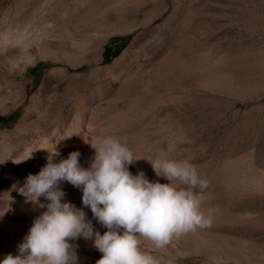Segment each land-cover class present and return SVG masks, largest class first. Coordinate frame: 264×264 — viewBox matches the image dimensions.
Masks as SVG:
<instances>
[{
    "label": "rangeland",
    "instance_id": "rangeland-1",
    "mask_svg": "<svg viewBox=\"0 0 264 264\" xmlns=\"http://www.w3.org/2000/svg\"><path fill=\"white\" fill-rule=\"evenodd\" d=\"M0 133L13 149L0 171L73 151L87 169L106 136L150 182L169 183L148 160H188L209 180L211 226L141 250L158 264H264V0H0ZM59 186L107 231L82 189ZM9 235L17 248L26 236Z\"/></svg>",
    "mask_w": 264,
    "mask_h": 264
},
{
    "label": "clouds",
    "instance_id": "clouds-1",
    "mask_svg": "<svg viewBox=\"0 0 264 264\" xmlns=\"http://www.w3.org/2000/svg\"><path fill=\"white\" fill-rule=\"evenodd\" d=\"M91 147L94 156L87 169L79 162L81 153L73 151L59 162L49 159L37 174L26 177L17 191L46 210L18 245L19 254H8L0 264H77L76 248L69 243L77 238L92 240L102 253L96 264H158L141 250V239L159 249L173 237L211 226L214 209L205 207L211 199L205 194L209 180L190 161L148 160L156 176L169 181L162 184L150 182L142 171L132 175L128 167L139 159L125 139L106 136ZM63 181L82 189L83 205L107 229L102 235L82 209L62 202Z\"/></svg>",
    "mask_w": 264,
    "mask_h": 264
},
{
    "label": "bare ground",
    "instance_id": "bare-ground-1",
    "mask_svg": "<svg viewBox=\"0 0 264 264\" xmlns=\"http://www.w3.org/2000/svg\"><path fill=\"white\" fill-rule=\"evenodd\" d=\"M27 152L29 150L25 154ZM12 153L13 149L5 143L4 135L0 133V160L5 162ZM46 163L47 161L43 160L42 157L34 155L26 165H20V160L15 159L12 165L7 166V171H0V223L2 221L8 222L7 227H0V251L8 248L9 254L18 255V248L14 239L19 238L9 235L10 232L15 231L22 236L27 235L33 221L46 210V208H40L38 205L26 202L25 197L17 191L19 187L23 186L29 174L38 168L40 169ZM40 202L47 204L44 197L40 198ZM24 222L26 223L23 224ZM69 243L76 248L77 264H89L90 259L86 254L87 243L82 239L70 240Z\"/></svg>",
    "mask_w": 264,
    "mask_h": 264
}]
</instances>
